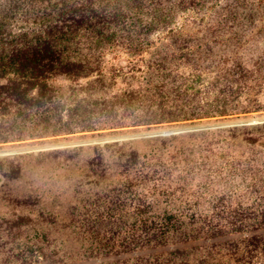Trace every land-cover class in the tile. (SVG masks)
I'll list each match as a JSON object with an SVG mask.
<instances>
[{
  "label": "trees",
  "instance_id": "trees-1",
  "mask_svg": "<svg viewBox=\"0 0 264 264\" xmlns=\"http://www.w3.org/2000/svg\"><path fill=\"white\" fill-rule=\"evenodd\" d=\"M237 1L220 6L218 12L237 19L242 2ZM242 3L247 7L249 2ZM217 4L0 0L1 142L11 141L17 127L34 119L38 135L57 136L106 125L123 128L225 117L240 107L245 113L260 110L251 102L241 106L239 100L245 91L263 85V59L251 66L241 61L224 66L227 56L220 58L225 64L216 62L207 86L213 94L206 100L188 92L202 81L200 64L205 61L201 55L194 58V51L181 53L177 62L196 69L185 89L173 74L175 63L166 65L177 56L170 50L164 55L159 51L162 59L149 62L158 69L149 83L111 97L81 95L75 86L64 94L58 83L62 76L80 80L100 73L107 46L121 44L129 53L141 54L152 34L172 30L178 12L215 9ZM95 81L102 79L89 85ZM204 137L209 141L195 170V144ZM260 145L264 122L45 152L55 159L67 153L59 182L66 196L53 195L58 198L47 200L39 211V200L32 194L7 199L19 210L0 215V264H264V167H245L255 173L250 192L256 201L226 189L227 179L257 155L262 158L257 166H264ZM89 148L91 152L75 159ZM11 168L8 179L21 176L20 165ZM195 171L202 175L197 186L192 182ZM153 180V191H148L146 182Z\"/></svg>",
  "mask_w": 264,
  "mask_h": 264
},
{
  "label": "rangeland",
  "instance_id": "rangeland-1",
  "mask_svg": "<svg viewBox=\"0 0 264 264\" xmlns=\"http://www.w3.org/2000/svg\"><path fill=\"white\" fill-rule=\"evenodd\" d=\"M240 1L243 2V0ZM227 2L236 4L238 1L218 0L215 9L180 11L176 16L172 30H159L152 34L150 37L151 43L143 53L133 55L121 44L107 46L101 54L102 71L100 73H95L80 80H70L62 76L58 79V83L63 86L64 94L70 86H75L81 92V95L92 94L93 97L98 98L111 97L122 90L137 87L141 83H149L152 77L158 74L156 65H149V62L160 61L162 56L159 55V51H163L164 55L167 50H170L173 56L177 52V56H171L166 61V65L170 66V64L175 63L172 68L174 70L173 74L178 77V82L183 83L182 88L185 89L187 84L191 86V79L194 77L196 69L192 64L177 65V62L181 53L184 56V52L194 51V58L201 55L205 61L200 64L203 67L202 81L197 83V87H190L188 92L191 94L198 92L199 97L206 100L210 97V94H213V92H207V86H209V82L215 74L216 62L223 65L224 59H221L225 55L228 63L224 66H230L236 61L245 62L251 66L259 59L264 60V0H248L247 7L241 2L240 6L236 8L237 19L227 18L223 12H218L222 9L220 6ZM177 41L178 47L175 48V51H172L171 48L175 46ZM181 59L184 60V57H181ZM205 66L207 67L205 68ZM97 78H101L102 81H95L93 85H89L90 81ZM250 102L256 106L260 105V110L245 113L241 112L240 107L237 111L225 117L123 128H109L110 125H106L103 129L78 131L57 136L50 134L38 135L40 128L35 126V119L27 121L25 125L22 124L20 128L17 127L16 131L11 134V141L1 142L0 140V215L8 216L13 214V211L19 210L15 209L7 200L11 196L28 194L36 196L39 203L35 208H39L38 211L43 210L45 206L43 204L47 200L58 198L59 195L62 199L65 198L66 194L60 191L59 182L64 177V168L68 160L66 158L67 153H64L60 159H55L53 154L44 156L45 152L163 135L162 132L166 130H173L172 134H178L264 122V83L262 86L245 91L242 94L239 100L240 105L244 106ZM208 141L207 137L199 138L197 144H195L196 152L193 157L196 164L195 170L200 166L198 163ZM258 148L264 153V146L260 145ZM89 152H91L90 148L82 150L75 159L82 158ZM261 162L262 158L260 159L259 154L256 161H251L249 164L245 162L246 164L241 165L237 170L238 173L227 179L230 184L226 189L228 191L232 190L234 194L246 193V198L250 197V201L255 200V194L250 192V185L254 181L255 173L249 172L245 167L249 169L251 167H264L257 166ZM12 164L20 165L22 173L20 177L10 180L6 176V172L12 169ZM199 173L196 172V179L195 181L192 180L196 186L199 183L201 184L202 175ZM162 175L163 173H160V176ZM153 186L154 180L146 182L145 187L148 191ZM55 194L59 195L53 196ZM60 199L59 197L58 200Z\"/></svg>",
  "mask_w": 264,
  "mask_h": 264
},
{
  "label": "water",
  "instance_id": "water-1",
  "mask_svg": "<svg viewBox=\"0 0 264 264\" xmlns=\"http://www.w3.org/2000/svg\"><path fill=\"white\" fill-rule=\"evenodd\" d=\"M173 132H174L173 130H166V131H163L162 134L168 135V134H172Z\"/></svg>",
  "mask_w": 264,
  "mask_h": 264
}]
</instances>
